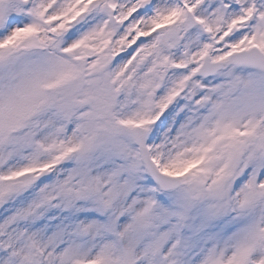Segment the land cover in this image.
Returning a JSON list of instances; mask_svg holds the SVG:
<instances>
[{
	"label": "snow or ice",
	"instance_id": "6c2138e0",
	"mask_svg": "<svg viewBox=\"0 0 264 264\" xmlns=\"http://www.w3.org/2000/svg\"><path fill=\"white\" fill-rule=\"evenodd\" d=\"M0 264H264V0H0Z\"/></svg>",
	"mask_w": 264,
	"mask_h": 264
}]
</instances>
